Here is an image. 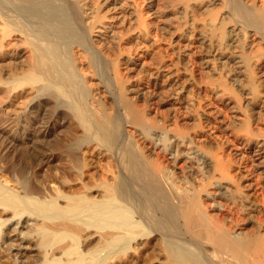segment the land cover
I'll list each match as a JSON object with an SVG mask.
<instances>
[{"label": "bare ground", "instance_id": "1", "mask_svg": "<svg viewBox=\"0 0 264 264\" xmlns=\"http://www.w3.org/2000/svg\"><path fill=\"white\" fill-rule=\"evenodd\" d=\"M88 3L0 0V51L14 67L0 87L69 107L81 134L69 137L84 155L70 169L82 191L65 178L67 193L38 200L0 180V250L38 264V250L66 235L65 258L79 247L77 261L109 264L149 238L171 264H205L207 252L216 264H264V0ZM123 9L131 18L121 30ZM175 10L199 18H172L166 38L159 14ZM52 122L39 118L29 143L43 142ZM91 146L107 169L90 186Z\"/></svg>", "mask_w": 264, "mask_h": 264}, {"label": "rangeland", "instance_id": "2", "mask_svg": "<svg viewBox=\"0 0 264 264\" xmlns=\"http://www.w3.org/2000/svg\"><path fill=\"white\" fill-rule=\"evenodd\" d=\"M88 1H89L88 4L89 5L92 4L93 7L99 6V3H97V0H86V2H88ZM95 2H96V4H95ZM100 3H101V0H100ZM124 10L125 9H123V11H121L122 14L120 15V17L118 16V18H117L118 23L121 24V27L119 28L121 30H122V28H126V25L128 24V21L131 18V17L129 18V16L127 14V10H125L126 12ZM175 11L164 12V13L162 12L161 14H159L161 21L162 20H163V22L165 21L164 22L165 23V29L163 30V35H164V37H166V35H167L166 38H169L168 35H171L170 34V29H171L170 27L172 26V29H171V33H172L174 26L176 25L175 24L176 22H177V24L178 23L179 24L180 23L186 24V23H188V21L191 22L192 19L194 20V18H196L198 16L192 12H189V11H188L189 14H188V12L184 13L181 11H179V12L178 11L175 12ZM119 12H120V10H118V13ZM165 13H166V15H165ZM180 13L181 14L183 13V14L180 15ZM170 14H172V15H170ZM175 14H177V15H175ZM181 16H184V17H181ZM174 17H175V19H174L175 23H173L174 20L172 19ZM166 18H168V19H166ZM178 18H179V20L181 19L180 20L181 22H179ZM188 18H190V19H188ZM198 18H199V16H198ZM184 19H186V20H184ZM124 20H126V21H124ZM167 20L169 21L168 23H167ZM125 22H127V24ZM170 22H172V24H170ZM1 28H0V32L2 30ZM187 29L189 31H187ZM185 32L187 33V34L185 33L186 37L192 38L193 30L190 26L188 28H186ZM188 34H189V36H188ZM0 40H1V33H0ZM135 45H137V46H135ZM133 46L137 48L138 46L140 47L142 45L140 43H138V41H134ZM224 50H225V52H227V50L225 48L223 49V52H224ZM6 51L7 50L4 51L3 49H2V51H0V58H1V56H3L2 59L0 60V70H1L0 74L3 73V74H1V76L4 79L9 80L12 77V75H14V70H13L14 67L8 68L4 65V64L7 65V63H8V65L10 64L9 63L10 62L9 55H7L8 57L6 58V55H3V53H2V52H4V54H6ZM1 65H3L4 67ZM10 68H11V71H10ZM16 75H17V73H16ZM8 76H11V77L9 78ZM14 91L15 92H13V91L8 92L4 88L0 87V180L4 184L8 183L7 184L8 188L6 187V189H10V190L12 189L11 191H16V193L20 192V196H23V197L28 196V197L32 198V196H33L34 198L37 197L38 200L39 199L44 200L45 197L47 199H49V197L53 196L54 194L56 196L58 190H59V192H62V193L66 192L68 190L67 184L64 183L63 180L65 178H68L70 180V182H69L70 186L72 188L76 189V190L73 189V190H75V192L82 191L83 189L81 188L82 187L81 183H80V185H81V187H80L79 182L76 181L75 177H72V171H70L71 164L73 167L74 165H77L78 162L80 163V161L84 159V155L82 153V147L80 145H77V143L79 144V141H77V143H76V141L74 140V142H73V140H72L73 137H71V138L69 137V136H76V135L80 136L81 135V134H79V132L76 129L73 130V128H74L73 123L74 122L69 117L70 108L67 107L66 105H62L61 103H58V102L56 104L55 99L50 98L49 96H48L49 98H47V96L45 97V98H47L46 100H41L40 97H37V98L35 97L36 99L34 100L32 95H26V94L20 95L19 91L18 92H17V90H14ZM34 96H36V95L34 94ZM60 106L61 107L63 106V107L61 108ZM63 108H64V110H63ZM67 108H69V109L67 110ZM66 111H69V112L65 113ZM41 117H44L45 121L46 120L49 122L53 121L51 126H50L49 136L47 135L44 138L43 142H39L35 145L34 144L32 145L31 143H29L30 142L29 138L33 139L36 137V133H34L35 132L34 130L39 125V124H37V120ZM19 118H22V119L20 120ZM19 120L21 122H19ZM70 121L72 123L71 125H70ZM62 122H67V124L65 126H62V125L60 126L58 123L61 124ZM23 125H25L24 128H23ZM3 132H5V133H3ZM75 132H77V134ZM70 133L71 134L74 133V135H70ZM8 134H11V137L8 136ZM59 134H60V136H59ZM58 140H60V143ZM69 140H71V141H69ZM80 148H81V150H80ZM89 149L90 150H87L86 154L88 155V157L91 156L94 158L93 160L95 161V164H94V166H91L89 168L87 167L84 169L85 179L83 176L82 182H83V184H84V182H86L87 185L91 186V184L94 185V182L97 181V183H98L101 179L106 178L105 175H106V169H107V167H106L107 158H106V155L105 156L104 155L99 156L98 153L94 155L95 152L91 151V150H93V147H92V149L91 148H89ZM82 156H83V158H82ZM41 159H43V161H41ZM41 162H43V163L41 164ZM69 174H71V175H69ZM46 179H48V180H46ZM181 185L184 186V184H181ZM38 186H39V188H38ZM22 192H25L26 195ZM51 192H52V194H51ZM42 198H44V199H42ZM61 204H63V202ZM39 222L42 224V220H40V221L38 220L37 225ZM54 222H52V224ZM59 222L60 221H58V222L56 221L55 226L58 225ZM37 228L38 227L34 226V225L32 227V229L35 231L37 230ZM144 228H146L145 225H144ZM61 237H63V238H61ZM61 237L59 240L58 239L54 240V243L52 244L51 249H49L47 247L49 249V252H48V250H45L47 248H45L44 246H39L40 248L44 247V249H42V248L40 249L43 251L38 250L40 257H42L41 262H39L38 264H40V263L42 264V261L47 259V258L50 261H51V258H53V260L55 258H57V260L54 261V263L51 262L52 264H55L58 260L59 261L56 264H64L67 262V259L69 261L71 259L70 262L71 263L75 262V264H88L87 261L81 262L84 259H81V261L80 260L77 261L78 260V258H77L78 254H84L85 253V252H83V249L79 248V247L76 250H72L75 247H73V248L69 247V248H71L70 250L73 251L71 254L73 255V253H74L76 256L73 255L75 258L71 257L69 259L71 254H67L68 256L66 255V258H65L63 251L66 250L65 247L69 246L71 242L69 241L70 239L68 236L65 235V237L64 236H61ZM38 242H40V241L39 240L34 241V243L32 242V244H38ZM146 242L147 243L150 242L149 246L146 247L145 250H141V251H139V250L137 251V250L133 249V247L136 248L137 245H135L136 243L132 242L133 244H131V249H130V247L128 249V251L130 250V252L125 251L127 248L123 249L125 253L120 252L121 253V254H119L120 258L119 257L117 258V256L114 257V258H116V262H114V258H113V260L111 259L112 261H110V259L108 260L105 256H104L105 259H103V258L102 259L104 261L108 260L109 264H113V263L114 264H120V262H121V264H171V261L167 258V255L165 254L164 251H162L161 246H159V242L157 243L155 240L149 241V238L146 239ZM122 244H123V242H116L114 244L115 250H118V248ZM187 244H189V243H187ZM98 245L99 244L97 243V244L93 245L92 248H95L98 250L99 248L101 249V247H102L103 249H101V250L104 251V247H103L104 245H102V244H100V246H98ZM96 246H97V248H96ZM105 247H106L105 250L107 251V246H105ZM95 249H91V251H93ZM200 250L202 252L203 248L198 247V251H200ZM50 251H52V252H50ZM131 251H132V253H131ZM40 252H41V254H40ZM60 252H61V255H60ZM44 253H46V254L44 255ZM47 254H48V256H47ZM50 254H52V256H49ZM32 255H33V253L29 252V256L31 257V259L29 257L28 264H36L35 259ZM63 255H64V257H62ZM125 255H126V257H125ZM203 255H204L203 260H204L205 264H216V262L214 263V261H215L214 258L211 260V258H212V256H210L211 254H209L207 252V254H203ZM85 258L87 260L90 259V257H85ZM94 259L93 260L95 261V263L102 261L101 258H100V260H98L96 258H94ZM48 260H47V262H48ZM96 260H98V261H96ZM13 261L14 260L12 258V251H10L8 249V250H5V252H2L0 250V264H16ZM32 261H34V262L32 263ZM163 262H165V263H163ZM43 263L50 264L49 262L46 263L44 261H43Z\"/></svg>", "mask_w": 264, "mask_h": 264}]
</instances>
